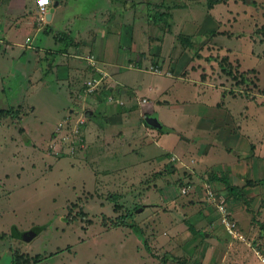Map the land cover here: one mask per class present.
<instances>
[{"label": "rangeland", "instance_id": "obj_1", "mask_svg": "<svg viewBox=\"0 0 264 264\" xmlns=\"http://www.w3.org/2000/svg\"><path fill=\"white\" fill-rule=\"evenodd\" d=\"M26 1L36 6L38 0ZM61 1L50 29L64 30L58 24L66 18L64 24L68 22L72 32L80 30V38H93V29L100 41L108 42L105 58L113 57L118 72L107 67L111 75L101 83L116 90L119 85L112 76L117 73L119 82L132 85L119 99L126 109L135 107L123 118L137 128L112 124L109 117L88 127L81 110L95 109L97 99L107 96L97 90L85 95L90 72L74 78L78 91L34 80L50 79L51 57L44 55L36 63L35 50L42 56L43 49L56 48L47 42L52 33H42L47 39L36 36L30 43L33 49L15 46V51L4 53L0 43V264H129L112 257L121 233L133 237L122 239L129 254L135 242L142 245L144 239L166 245L153 264L175 258L171 253L178 256L175 264H190L196 256L210 264L217 241L241 247L243 264H264V0H119L110 5L108 0ZM210 11L218 21L212 22ZM108 12L120 14L122 48L116 57L118 37H101L111 19ZM127 36L133 41H125ZM24 37L17 40L23 43ZM182 37L194 38L193 43L184 45ZM155 69L162 72L153 73ZM177 74L208 85L209 95L214 87L217 103L208 110L193 103L199 97L193 84L179 83ZM140 87L141 95L153 94L152 101L160 98L161 88L167 90L162 101L170 99L178 106L179 98L188 100L186 113L216 117V127L226 129L215 137L188 135L178 154L169 150L176 143L173 135L163 144L167 149L153 148L145 131H139L145 117L139 114ZM100 106L95 110L98 120L103 115ZM117 106L113 102L107 107L112 111ZM70 107L77 113L68 112ZM89 128L93 137L86 133ZM211 172L227 175L243 195L232 198L225 185L209 180ZM213 198L224 206L237 238L220 226ZM40 228L29 242L11 234L37 233Z\"/></svg>", "mask_w": 264, "mask_h": 264}, {"label": "crops", "instance_id": "obj_2", "mask_svg": "<svg viewBox=\"0 0 264 264\" xmlns=\"http://www.w3.org/2000/svg\"><path fill=\"white\" fill-rule=\"evenodd\" d=\"M48 1H49V4L46 7L44 13L38 10L37 5L31 6L27 3L26 0H8V2L2 0V2H0V9L2 10V15L0 18V43L5 45L3 49L5 50L4 53H6V50H9V52L10 51L13 52V50L15 51L14 49L15 46H20L22 48L26 47V49L27 48L33 49V46H31L30 43L34 41L36 36L45 35L46 36L45 38L47 39V36L52 33V35L50 36V39L47 40V42L50 44L53 43L56 46V48H50L49 46V48L43 49L42 56L39 55V52L36 50H35L36 55L34 54L35 56L38 57L36 63H41L44 55H48L49 57H51L47 62L48 68L50 69L48 71L49 75H51L50 79L43 81V80H40L39 78H34V80H36L42 86L49 85L54 89H62V90H67L69 92L78 91L80 89V86H77L78 81H74V78L77 77L78 75H79V78L81 76H86L87 75L86 72L88 73L90 72L91 79L88 80L85 84V88L88 86V88L85 89V95L93 96L95 95L96 90H97V93L106 94L107 96H105L104 104H99L100 100L97 99L98 102L96 104L97 106H95L96 107L95 109H91V108L88 109V107H84L81 110L83 113L82 115H84V117H86V119L90 121V124L88 125V127H92L93 124L95 123L100 124L102 120H105L108 117L112 118L111 119L112 124L116 122H121L123 124L125 120V118L123 117L127 115L126 114L127 110L135 109V107L134 108L130 107L126 109L125 107L122 106L124 102L122 101V99H119V97H123L127 93V89L129 87H132V85L119 82L117 80V73L113 74L112 76L114 78L113 79L114 83L119 85V86H116L117 87L116 90H114L115 89L114 86L109 87L106 83H101L100 79H103L104 77H110L111 75V72L109 75L107 71V67H112L114 66V64H116L113 60V57H110L109 58L110 60H106L105 58L108 42L103 43L102 41H100V39L96 35V32L93 31V29H91L89 33L90 35L91 33L93 34L92 35L93 38H87V37L80 38L82 32L77 29L74 32H72L69 28L70 24H68V22H66L67 25L64 24L65 21L67 20L66 18L65 20L61 21L58 24L59 27H63L64 30H57L56 32H52L53 30H51L49 26L54 19L57 20V16L60 14L58 12L62 8L63 4L61 0H48ZM108 2L110 5V3L115 4L116 2H119V0H108ZM175 4L182 5L183 3L180 1L178 2L176 1ZM118 8H119V5H116L114 10ZM172 9L173 10L177 9V6L176 8H172ZM107 10L108 8L105 9V11ZM109 14L111 16V19L109 22L106 21L107 29L104 28V31L102 32L103 36L101 37L103 38V40H107L109 36H112V35L118 37V40L116 42L117 47L113 45V48H114L113 50L115 52V57H116L117 56L116 51L122 48L120 44V41L122 40L121 30H120V27H121L120 14H117V13H109ZM207 14L210 15L211 11L208 12ZM47 15H50L48 19H47ZM211 15L210 17L212 18V22L218 21L216 20L218 18H216L215 16L213 17V14ZM14 21L16 22L13 24L12 22ZM93 28L101 30L99 25L98 26L95 25ZM107 32L110 33V35H106ZM42 33H48V35L42 34ZM23 35H25V37H24V42L22 43L18 41L17 39ZM124 40L131 41L132 39L130 36H127L126 39L124 37ZM151 46L152 45L149 44L148 52L151 51ZM86 49H90V52L93 51V53L92 54L87 53ZM24 53L25 52L22 51V53L20 54L21 57L23 56ZM161 55H162V52H161ZM144 57H145L144 59H146L148 56L144 55ZM140 65L138 63L136 64V67L141 69ZM114 69L116 72H118L117 68H114ZM151 71L156 74L157 73L159 74L160 72H162V70H157V69L151 70ZM169 76L171 77L173 75L171 74ZM174 77H178L175 80H178L179 83H181V81H189V80H184L185 78L183 76L181 77L180 74H177ZM191 83L193 84L194 90H196L195 94L199 96L198 100L197 99L193 100V103H196V102L201 103L202 105L205 106V110H208V108L212 107V105L217 103L215 101V96H216L215 90L216 89H214V87L211 88L212 93L209 95L207 91L208 89H210V87H208V85L198 83V82H191ZM207 84H210V83H207ZM201 86L203 87L202 91L200 90ZM197 87L199 88L197 89ZM142 89L143 87L138 88V98H141V97L143 98V99H138V103L140 106L139 114H144L145 117L141 119V125L143 128L139 126L140 127L139 131H141L142 129L145 131L146 135H148L150 142L152 141L153 143V144L151 143L152 147L153 146H155V148L160 147L161 150L167 149V148H163V144L165 143V140L168 135H173L176 138V143L174 142L175 143L174 147H171L169 150H171L172 152H175V154H178V152L180 151L179 148L185 145L186 140L189 137L188 135H191V136L201 135V138L207 135H211V136L213 135L215 137V135L221 132L222 130L221 128L226 129V127H220V128L216 127L217 126L216 117H201V115L195 114L193 112L191 114L186 113L187 109L185 107L184 102H189L188 100L184 101L182 100V98H179L178 101H181V103L178 106H175L174 103H172L170 99H167V100L165 99L164 101H162L160 100V98L167 96L166 95L167 90H163L161 88V91L158 92L160 93V98H157L155 101H152L153 94H148V96L141 95L140 91ZM117 90H120V93H117ZM147 90L151 92L153 90V87L148 86ZM113 102L117 104L118 106L117 108H115L116 110L109 111L110 107H107V106H109ZM177 103L179 104V102ZM99 105H102L100 106L102 110H100L99 113L103 112L104 116L103 117L100 116V119L98 120L97 119L98 115L95 112V110L97 109ZM181 106L183 110L181 109ZM68 112L77 113V110L74 109V107H70L68 109ZM88 112H92L93 114L89 116L87 114ZM176 112H179L181 114V117H163L164 113H166L167 115H170V114L176 115ZM159 115H161V117H159ZM165 118L167 122H165ZM171 118L172 119L174 118V119L170 120ZM160 119H163V121ZM124 124H127L128 127L132 126L130 122L124 123ZM109 126H113V125L110 124ZM132 128H135L136 130L137 124L136 125L133 124ZM104 131H105V128H104ZM86 133L88 137H93L94 135L91 128H89ZM190 141L192 142L194 141V139H190ZM207 145L205 148H207ZM210 149L212 148L210 147L209 150ZM206 157L210 158L211 153L209 152ZM206 157L203 156V158H206ZM220 226L225 228V226L222 224ZM224 230H226V228ZM121 234L123 235L121 237V242L119 241L120 244L119 242L117 243V245L115 246L116 251L112 254V257L114 260L123 259V260H126L129 264H138L137 262V259H138L139 264H153L152 262L155 260L159 261V257L162 256V252L168 249L166 245H158V243L155 241H146V239H144L142 240L143 242L142 245L135 242L134 248H132L133 253L129 254V250L126 247L127 243H125V240H122V239L125 238L126 240L129 241L133 237H130V236L127 237V235H124L126 233H121ZM213 251L215 255V260H212L210 264H228L229 262H231L232 264L245 263L242 248L237 245H232V244L224 243L222 241H217L213 245V247H211L210 253H212ZM170 255H173L175 258H171L169 259L168 262L161 263V264H172L173 261L176 262V258L178 256L174 255V253H171ZM163 256H165V254ZM196 257L189 260L190 264H202L201 261L203 262V264H207L206 257L200 261L197 260ZM209 259H208V262H209ZM196 261H199V262H196ZM106 262L111 263L107 260ZM70 264L72 263L70 262Z\"/></svg>", "mask_w": 264, "mask_h": 264}, {"label": "trees", "instance_id": "obj_3", "mask_svg": "<svg viewBox=\"0 0 264 264\" xmlns=\"http://www.w3.org/2000/svg\"><path fill=\"white\" fill-rule=\"evenodd\" d=\"M221 1H223V0H212L211 3H219ZM182 39L184 40V45H186V46H190L193 43V38L192 37H182ZM117 93H120V90H117ZM104 102H105V98L103 97V98L100 99V103L99 104H104ZM100 114H103V115H101L102 117L104 116V113H100ZM208 178H209V180L218 181V182L222 183L223 185H225L229 195L232 196V198H235V197L239 198V197H241L243 195L241 193V189L236 187L235 185H233L231 183V181H230V178L227 175H222V174H220L218 172H211L209 174ZM183 193H186V192H183ZM112 199L115 200L116 196H113ZM214 203L216 205L213 204V206H215V208L217 207V209H218L217 211H218L219 215H221V212L219 211V208H218V205L221 204V203H219V200L216 201V199H215ZM115 205L120 206L117 203H115ZM137 208H139V206H137ZM129 226L131 228H134L135 232H139V233H136L138 236L141 234V232L139 231V229H137L136 226H134V225H129ZM40 230H41V228L40 229H36V232H37L36 234H38L40 232ZM17 233H19V232H17ZM11 234L15 238H17L14 232H11Z\"/></svg>", "mask_w": 264, "mask_h": 264}, {"label": "built area", "instance_id": "obj_4", "mask_svg": "<svg viewBox=\"0 0 264 264\" xmlns=\"http://www.w3.org/2000/svg\"><path fill=\"white\" fill-rule=\"evenodd\" d=\"M48 4H49L48 0L46 3H41V0H38L37 1L38 10L41 11L42 13H44ZM183 192H185V191L183 190ZM213 201L215 202L214 198H213ZM218 208H219V211L221 212V224H223L225 226V228L229 234H231L232 236L237 238V236L234 235L235 231L233 230V224L228 219V214L225 213L226 210H225L224 206L218 205Z\"/></svg>", "mask_w": 264, "mask_h": 264}, {"label": "water", "instance_id": "obj_5", "mask_svg": "<svg viewBox=\"0 0 264 264\" xmlns=\"http://www.w3.org/2000/svg\"><path fill=\"white\" fill-rule=\"evenodd\" d=\"M50 15H47V19L49 18ZM89 116H91L93 113L92 112H88L87 113ZM141 209L139 208L137 211L139 212ZM14 233L16 235L17 238H19L20 240H23V241H26V242H29L31 241L36 233L33 232V231H30V232H24V233H17L16 230H14Z\"/></svg>", "mask_w": 264, "mask_h": 264}, {"label": "snow or ice", "instance_id": "obj_6", "mask_svg": "<svg viewBox=\"0 0 264 264\" xmlns=\"http://www.w3.org/2000/svg\"><path fill=\"white\" fill-rule=\"evenodd\" d=\"M47 2V0H41V3H46Z\"/></svg>", "mask_w": 264, "mask_h": 264}]
</instances>
